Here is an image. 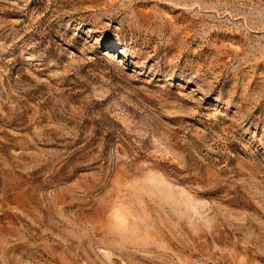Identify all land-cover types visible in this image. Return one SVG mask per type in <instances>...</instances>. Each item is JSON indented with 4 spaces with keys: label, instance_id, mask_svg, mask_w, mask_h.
Masks as SVG:
<instances>
[{
    "label": "rangeland",
    "instance_id": "1",
    "mask_svg": "<svg viewBox=\"0 0 264 264\" xmlns=\"http://www.w3.org/2000/svg\"><path fill=\"white\" fill-rule=\"evenodd\" d=\"M0 264H264V0H0Z\"/></svg>",
    "mask_w": 264,
    "mask_h": 264
}]
</instances>
